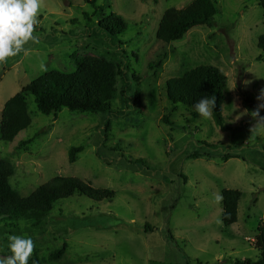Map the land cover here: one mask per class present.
Instances as JSON below:
<instances>
[{"label":"rangeland","instance_id":"rangeland-1","mask_svg":"<svg viewBox=\"0 0 264 264\" xmlns=\"http://www.w3.org/2000/svg\"><path fill=\"white\" fill-rule=\"evenodd\" d=\"M193 1L41 0L34 39L0 62V132L9 100L49 71L74 73L79 59L95 58L115 70L112 106L110 112L64 108L46 115L27 95L31 124L11 142L0 135V165L10 169L9 186L22 198L57 176L77 177L115 195L96 200L75 194L16 225H0V259L12 255L8 237L17 235L34 243L28 264L36 257L41 264L259 260L264 53L258 43L264 8L258 0H214L218 12L211 25L195 26L178 41L159 40L165 11ZM95 6L105 15H121L126 30H97ZM200 65L227 76L223 126L213 115L203 118L168 98L167 81ZM257 110L259 117H253ZM195 152L199 156L191 157ZM226 153L233 157L224 160ZM225 189L242 193L238 221L229 226L222 220ZM64 245L65 254L51 259Z\"/></svg>","mask_w":264,"mask_h":264},{"label":"trees","instance_id":"trees-1","mask_svg":"<svg viewBox=\"0 0 264 264\" xmlns=\"http://www.w3.org/2000/svg\"><path fill=\"white\" fill-rule=\"evenodd\" d=\"M258 1L264 8V0ZM95 2L96 0H91L93 5ZM217 12L214 0H194L185 8H168L160 21L156 37L167 43L178 41L195 26L211 25ZM95 14H100L99 20L95 22L97 30L110 35H120L126 30V22L121 15L116 13L105 15L101 6L96 7ZM258 46L264 53V35L260 36ZM261 58L262 56L258 59ZM115 84V70L95 58L77 60L74 73L49 71L25 86L6 103L1 123V140L13 141L31 124L27 95L34 96L39 111L46 115L57 114L64 108L84 113L110 112ZM166 87L168 98L174 105L181 103L195 109V104L200 98L215 97L216 106L212 115L215 123L223 126L227 76L220 68L200 65L180 77L171 78L167 81ZM82 149L73 148L70 160L74 161L75 154ZM198 156V152L191 155L193 158ZM231 157L233 156L230 153H226L223 159L228 160ZM10 175V169L0 165V225H16L36 213L51 210L56 202L75 194L86 195L96 200L112 198L115 195V192L109 189H96L77 177L57 176L42 184L30 197L22 198L11 190L8 182ZM241 196L240 190H223L224 225L229 226L238 221L237 206ZM66 248L64 245L60 250L52 252L50 258L60 259ZM257 248L261 251L259 260L236 259V264H264L263 238L258 239ZM29 264H41V261L36 257Z\"/></svg>","mask_w":264,"mask_h":264},{"label":"clouds","instance_id":"clouds-1","mask_svg":"<svg viewBox=\"0 0 264 264\" xmlns=\"http://www.w3.org/2000/svg\"><path fill=\"white\" fill-rule=\"evenodd\" d=\"M40 8L41 0H0V62L18 54L25 43L34 39V25ZM259 99H264V90ZM215 106V97L204 96L196 102L195 111L203 118H210ZM260 107H264V104ZM252 115L259 117V111ZM258 124L264 125V118H260ZM216 199L221 197L217 196ZM8 239L12 255L0 259V264H28L34 247L32 239L17 235H10Z\"/></svg>","mask_w":264,"mask_h":264}]
</instances>
